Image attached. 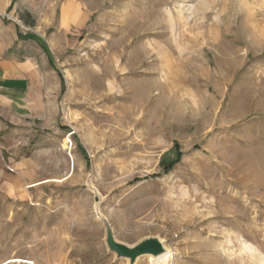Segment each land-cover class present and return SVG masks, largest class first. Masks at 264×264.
<instances>
[{
	"label": "rangeland",
	"instance_id": "1",
	"mask_svg": "<svg viewBox=\"0 0 264 264\" xmlns=\"http://www.w3.org/2000/svg\"><path fill=\"white\" fill-rule=\"evenodd\" d=\"M0 18L47 69L35 104L0 100V264H150L104 245L96 203L171 264H264V0H11Z\"/></svg>",
	"mask_w": 264,
	"mask_h": 264
},
{
	"label": "crops",
	"instance_id": "2",
	"mask_svg": "<svg viewBox=\"0 0 264 264\" xmlns=\"http://www.w3.org/2000/svg\"><path fill=\"white\" fill-rule=\"evenodd\" d=\"M11 0H1L0 10L5 8ZM17 37L11 22L0 18V100L5 106L27 107L39 99L35 89L40 88L46 67L33 61L28 55L19 56L15 45ZM41 97V96H40ZM17 101L24 103L19 105Z\"/></svg>",
	"mask_w": 264,
	"mask_h": 264
},
{
	"label": "bare ground",
	"instance_id": "3",
	"mask_svg": "<svg viewBox=\"0 0 264 264\" xmlns=\"http://www.w3.org/2000/svg\"><path fill=\"white\" fill-rule=\"evenodd\" d=\"M98 205L99 204H97V203L95 205L96 211H97L96 213L99 215V216L96 217V219H98V221L103 226V238H102V240L104 242V245L107 246L108 243L111 244V245L116 244L117 247H123L124 248V246H123L124 244H122L121 242L117 241L114 238V236L111 234L112 233L111 226H109V224H107L106 219L103 218V215L100 214L101 211H100V208L98 207ZM107 241H108V243H107ZM158 242L161 243V245L163 247V251L161 253H158V254H151V253L143 254V255L139 256L138 258H140V257H148V260L150 261V264H171L170 261L172 259V251L168 250V248L166 247L163 239H161V238L158 239ZM125 246L128 247V248L132 247V246H128V245H125Z\"/></svg>",
	"mask_w": 264,
	"mask_h": 264
},
{
	"label": "water",
	"instance_id": "4",
	"mask_svg": "<svg viewBox=\"0 0 264 264\" xmlns=\"http://www.w3.org/2000/svg\"><path fill=\"white\" fill-rule=\"evenodd\" d=\"M99 204V203H97ZM112 234V233H111ZM157 237H148L145 238L135 245H132V247L128 248L124 244L123 247H117L116 244L111 245L108 243V247L113 250L117 256H123L130 259V262L133 263L139 256L143 254H158L163 251V247L161 243L158 242ZM123 244V243H122Z\"/></svg>",
	"mask_w": 264,
	"mask_h": 264
},
{
	"label": "trees",
	"instance_id": "5",
	"mask_svg": "<svg viewBox=\"0 0 264 264\" xmlns=\"http://www.w3.org/2000/svg\"><path fill=\"white\" fill-rule=\"evenodd\" d=\"M177 154H178V153H177ZM177 154H176V155H177Z\"/></svg>",
	"mask_w": 264,
	"mask_h": 264
}]
</instances>
